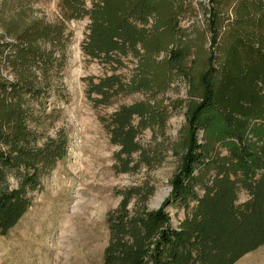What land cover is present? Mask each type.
<instances>
[{"label": "trees", "instance_id": "trees-1", "mask_svg": "<svg viewBox=\"0 0 264 264\" xmlns=\"http://www.w3.org/2000/svg\"><path fill=\"white\" fill-rule=\"evenodd\" d=\"M185 3L98 0L87 9L84 0H62L65 19L90 20L87 55L101 53L116 64L109 54L137 58L126 82L109 75L92 85L98 102L113 93L142 92L150 98L110 115L111 141L119 146L117 156L124 155L118 171L136 167L133 152L148 166L160 161L135 138L147 122L163 124V107L153 99L174 76L187 85L180 161L167 197L180 204L183 216L173 228L162 207H144L149 190L120 192L118 205L106 215L109 234L101 264H234L264 245V0H208L206 47L193 44L178 26ZM62 31L61 22L33 23L13 43L0 39V71L10 68L14 74L7 79L0 72V237L26 212L28 192L40 188V179L65 153L62 135L37 144L31 125L39 118L28 105L43 97L40 77L53 65L52 49L41 44L59 40ZM131 197L137 199L129 208Z\"/></svg>", "mask_w": 264, "mask_h": 264}, {"label": "rangeland", "instance_id": "rangeland-1", "mask_svg": "<svg viewBox=\"0 0 264 264\" xmlns=\"http://www.w3.org/2000/svg\"><path fill=\"white\" fill-rule=\"evenodd\" d=\"M94 1L98 0H84L85 8ZM185 1V10L178 14V26L186 30L193 44L206 47L203 8L208 0ZM61 5L62 0H0V39L7 42H15V36L30 24L62 23L59 40L48 39L41 44V48L52 49L53 65L42 76L35 70L45 80L44 95L40 101H28V105L39 118L31 125L39 136L37 144L58 135L66 139L64 155L40 179V188L28 192L30 205L26 212L0 237V264H101L109 234L106 215L118 205L120 192L129 188H138L143 195L149 190L144 207H162L171 227L176 228L183 216L180 204L167 197L170 179L180 161V133L186 127V82L174 76L168 88L153 99L161 102L163 124L149 121L135 138L148 154H158L160 161L148 166L133 152L130 160L138 162L136 167L118 171L119 158L124 155L117 156L119 146L111 141L110 115L119 106L149 97L142 92L111 93L98 102L100 95L92 91V85L109 75L126 82L136 69L137 58L109 54L118 60L116 64L105 61L101 53L97 57L87 55L84 47L90 20L87 16L65 19ZM199 52L203 53V47ZM0 72L7 79L14 78L10 68ZM137 122L134 116L132 123ZM10 184L15 186L12 179ZM164 193L161 203L155 205L157 196ZM244 198L245 194L240 193L239 199ZM136 199L131 197L129 208ZM235 263L264 264V245Z\"/></svg>", "mask_w": 264, "mask_h": 264}, {"label": "bare ground", "instance_id": "bare-ground-1", "mask_svg": "<svg viewBox=\"0 0 264 264\" xmlns=\"http://www.w3.org/2000/svg\"><path fill=\"white\" fill-rule=\"evenodd\" d=\"M164 195H165V193L157 196L155 205H159L161 203V201L164 198Z\"/></svg>", "mask_w": 264, "mask_h": 264}, {"label": "crops", "instance_id": "crops-1", "mask_svg": "<svg viewBox=\"0 0 264 264\" xmlns=\"http://www.w3.org/2000/svg\"><path fill=\"white\" fill-rule=\"evenodd\" d=\"M234 264H237V263H234Z\"/></svg>", "mask_w": 264, "mask_h": 264}, {"label": "water", "instance_id": "water-1", "mask_svg": "<svg viewBox=\"0 0 264 264\" xmlns=\"http://www.w3.org/2000/svg\"><path fill=\"white\" fill-rule=\"evenodd\" d=\"M158 208V207H157Z\"/></svg>", "mask_w": 264, "mask_h": 264}]
</instances>
